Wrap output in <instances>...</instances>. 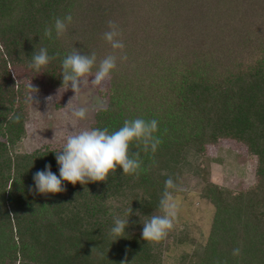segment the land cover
Instances as JSON below:
<instances>
[{"label": "trees", "instance_id": "16d2710c", "mask_svg": "<svg viewBox=\"0 0 264 264\" xmlns=\"http://www.w3.org/2000/svg\"><path fill=\"white\" fill-rule=\"evenodd\" d=\"M69 13L66 35L44 37ZM110 20L123 31L128 61L113 72L109 106L92 128L156 119L162 143L154 155L140 152L148 170L138 177L118 167L105 182L63 181L64 192L34 193L33 177L46 165L59 177L61 149L17 150L27 92L12 83L10 68H29L45 47L59 56L42 69L44 87H62V59L74 48L98 60L112 52L103 39ZM219 139L246 145L257 182L237 195L212 183L202 188L214 207L210 233L178 264H264V0H0V264H162L169 231L144 241L141 216L158 213L169 177L182 187L178 170L190 151L198 156ZM131 207L123 237L111 235L110 212L124 216Z\"/></svg>", "mask_w": 264, "mask_h": 264}, {"label": "clouds", "instance_id": "9594fccd", "mask_svg": "<svg viewBox=\"0 0 264 264\" xmlns=\"http://www.w3.org/2000/svg\"><path fill=\"white\" fill-rule=\"evenodd\" d=\"M72 23L71 13L62 18L56 17L53 24L44 29V37L52 39L54 31L56 38H61L67 34ZM42 39L43 37H41V42ZM103 39L110 46L112 52L99 60L95 52L82 54L81 50L76 48L62 59L61 88L64 89V92L71 88L75 93L69 99L67 106L63 107L67 109V119L72 131L64 138L61 150L56 152L59 177L52 172L50 164L46 165L45 170L36 172L33 177L35 189L30 190L34 193L64 192L66 188L63 181L73 185L105 182L110 174L116 172L118 167L123 169V175L138 177L141 171L148 170L143 168L140 152L143 151L145 154L151 152L154 155L162 143L157 135L159 122L156 119H126L123 125L114 131H109L107 127L103 129L77 127L78 123L87 120L93 111L106 110V99L100 95H95L90 99L86 90L95 88L103 92L104 85L112 78L113 72L118 70V63L128 61L123 31L115 21H108V30L103 33ZM58 56L59 53L50 56L45 47H40L38 51L36 48L31 56L29 68L34 69L37 73H42L41 70ZM90 77H92L91 80ZM51 98L48 97V101ZM133 145L138 151H132ZM182 190V187L169 177L165 181L164 191L159 200L158 213L154 212L144 219L139 211L136 212V215L141 216L144 241L160 240L167 235L168 230L174 227L180 209V200L175 193ZM110 214L113 215L114 222L111 235L118 238L123 237L129 226V218L133 214L132 207L125 210L124 216L111 212ZM232 255L239 257L241 248H234ZM122 264H127V258Z\"/></svg>", "mask_w": 264, "mask_h": 264}, {"label": "rangeland", "instance_id": "374dc122", "mask_svg": "<svg viewBox=\"0 0 264 264\" xmlns=\"http://www.w3.org/2000/svg\"><path fill=\"white\" fill-rule=\"evenodd\" d=\"M10 72L14 81L12 83L22 85L27 92L23 100L25 135L18 142L17 150L20 153H31L46 147L61 149L64 138L72 131L67 119V109L63 107L67 106L75 93L71 88L65 92L61 87L46 89L43 74L28 67H11ZM110 91L111 79L104 85L103 92L93 88L86 90V94L90 99L95 95L102 96L107 101V108ZM48 97H52L50 101ZM100 110L103 109L93 111L90 117L80 121L77 127L92 128ZM204 149L198 156L189 157L192 153L190 151L186 158L190 165L183 164L180 166L182 169L178 170L177 176L183 190L175 195L180 200V209L174 227L168 230L170 236L165 238L167 247L163 250L162 264H178L181 255L192 254L195 249L207 242L214 207L201 196L205 185L212 183L231 192L232 195H237L250 190L257 182L256 157L249 153L243 143L233 139H219L213 144L206 145ZM118 202L111 200L114 204ZM176 240H184V243L176 244Z\"/></svg>", "mask_w": 264, "mask_h": 264}]
</instances>
